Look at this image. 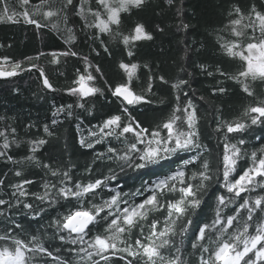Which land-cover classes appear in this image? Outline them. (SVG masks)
<instances>
[{"label":"snow or ice","instance_id":"snow-or-ice-1","mask_svg":"<svg viewBox=\"0 0 264 264\" xmlns=\"http://www.w3.org/2000/svg\"><path fill=\"white\" fill-rule=\"evenodd\" d=\"M165 2L173 6L176 0ZM2 3L0 21L19 23L22 19L34 25L41 38L42 30L48 29L62 40L64 50L27 56V66L8 55L0 56V79L35 70L43 88L55 92L49 70L32 61L43 56H49L48 63L54 66L62 63V57L63 62L68 57L82 61L83 66L75 69L63 89L65 95L76 99L52 105L51 125L60 123L61 117L78 120L81 114L76 109L91 115L87 107L91 98L106 95L100 81L120 104L87 135H79L83 149L107 142L105 151L95 153L94 163H103L109 174L101 172L93 178L95 168L86 165L87 180L74 178L72 168L62 161L55 166L43 162L37 154L47 150L50 139L37 135L24 140L17 128L7 123L0 129V161L13 166L9 173H0V223L4 225L0 228V264H264V140L251 152L246 151L245 140L251 126H264V98H258L249 84V79L264 84V6L236 0L225 9L228 24L224 31L233 38L222 37L218 46L224 55L242 63L234 73L222 67L215 72L233 81L251 100L234 119H225L222 108H215L210 127L204 129L188 80L179 77L170 82L145 63L147 81L137 92L133 81L139 79L141 65L115 60L114 48L123 45L121 51L131 58L137 55L133 51L136 42L153 40L145 23L130 22L133 15L150 7L149 0H21L22 9L15 11L6 6L7 0ZM157 7L162 9V5ZM156 27L163 31L158 24ZM81 34L90 42L89 54L76 50ZM100 49L115 63L119 82L109 83L103 66L106 61L91 56L101 57ZM200 67L209 77L214 76L207 65ZM157 79L170 84L167 99H152ZM211 92L213 97L223 96L228 88L217 80ZM206 99L199 96L200 101ZM154 103L163 106L151 109L161 117L146 126L132 107ZM43 132L46 137L54 135L48 123ZM212 136L215 146L205 142ZM22 145L27 152L16 159L12 150ZM173 158L177 162L174 170L146 181L134 193L113 186L118 180L113 164L121 172L155 170L153 166ZM54 159L49 157V161ZM26 166L44 172L42 191L30 190L35 182L24 174ZM9 174L18 179L9 180ZM32 200L39 205L34 206ZM65 207L68 211H59ZM14 210L22 211L44 231L24 229L13 219ZM154 211L161 215L153 216ZM45 219L47 224H40ZM186 241L192 250L187 256Z\"/></svg>","mask_w":264,"mask_h":264},{"label":"trees","instance_id":"trees-1","mask_svg":"<svg viewBox=\"0 0 264 264\" xmlns=\"http://www.w3.org/2000/svg\"><path fill=\"white\" fill-rule=\"evenodd\" d=\"M58 2V0H56ZM236 0H176L175 5L169 6L165 0H149L150 7L146 8L138 15H133L130 22L137 20L145 23L146 30L153 34V40H142L136 42L133 51L137 53L134 57H128L126 52H122L120 48H114L115 60L123 59L131 60L138 63L141 67L137 70L139 79L133 81L136 85V91L141 90V85L147 81L148 71L143 67L145 63L151 64L153 71L157 75H164L170 82H175L179 77H183L189 82L188 91L195 93L194 99L197 107L200 109L201 124L204 129L210 127L212 114L215 108H222L225 119H234L242 113L243 108L250 102L251 98L239 91L238 86L231 80H224L215 72L217 67H222L229 73H234L239 68L242 61L239 58H232L224 55L218 46V41L222 37L232 39L230 33L224 31L225 25L228 24V14L225 11ZM255 2L258 7L264 6V0H248L251 4ZM162 5V9L157 7ZM10 11L22 9L21 0H7L6 5ZM3 3L0 0V14L2 13ZM156 10L153 11L152 9ZM134 12L136 10H133ZM128 16L127 13H122ZM159 25L163 31H160L156 25ZM187 25V28L184 27ZM63 24L61 23V28ZM78 30V29H77ZM43 38L37 35L38 30L34 25H28L21 19L19 23H12L5 20L0 21V56L8 55L14 60L25 61L27 56H35L37 52H49L52 50L62 51L64 45L61 39L57 38L54 32L43 29ZM88 41L85 40L83 34L77 41L76 50L83 54H89L90 47ZM98 44V42H97ZM11 45V47H8ZM95 57V53L91 56L97 60L103 59L104 69L109 83L115 84L119 82V77L115 75L117 69L115 63L103 54ZM246 54V53H245ZM49 56H43L39 60H33L48 71L51 82L56 89L50 92L44 89L39 80V73L35 70L21 72L15 77L0 79V129L7 123L17 128V134L24 140L33 136H44L50 139L52 144L46 145L47 150L38 153L43 162H53L54 166L60 164L69 165L74 173V178L87 180L89 173L85 170L86 165H92L95 171L91 173L94 178L99 173L109 174L108 169L103 163H94L95 153L105 151L107 142L98 144L94 149H83L79 146L78 140L81 132L87 135V132L93 125L100 123L108 114L115 113L119 107L120 101L115 100L109 92L107 85L103 81L99 82V86L105 87L106 95L97 98H91L92 103L87 104L91 110L89 113L83 112L82 109H76L80 113L77 120L64 119L56 125H51L52 105L67 104L74 102L76 98L65 95V89L71 78L75 75V69L82 67V61L75 57L61 58L62 63L59 66L50 65ZM205 64L209 70L214 72L213 77H209L206 72L202 71L200 65ZM8 68V65H3ZM58 67V71H50V69ZM220 80L223 86L228 88V93L223 96L213 97L211 89L216 85V81ZM249 84L254 88L258 98H264V84L260 80L251 81ZM154 89L156 95L152 97L154 101L166 97V93H170V84H163L159 79L155 81ZM205 96V101H200L199 96ZM163 107L157 103L150 106L139 105L133 106V114L139 116L145 122V125L152 124L161 117V113L152 111V108ZM164 115H167L165 112ZM48 123L52 127L54 135L46 137L43 132V126ZM29 125L32 127L29 129ZM247 148L246 151L251 152L262 146L264 140V126H251L245 136ZM206 143L211 142L215 146L216 139L212 136ZM115 143V141H113ZM27 148L22 145L20 148H14L12 154L16 159H20L26 154ZM186 155V154H185ZM215 153H213V156ZM49 157L55 158L49 161ZM241 166H245V161L240 162ZM13 166L0 161V173H9ZM177 167L175 158L170 161L163 162V165L153 166V169L131 170L126 169L121 172L119 167L113 164V168L118 175V180L113 182V186L123 190L126 193H134L146 181L167 174L170 170ZM24 174L35 183L30 187L33 192L42 191L40 185L45 178L44 172L34 166L24 167ZM3 178V176H0ZM11 181H15L14 175L9 174L7 177ZM7 199V196H5ZM139 199V197H138ZM34 206L39 205V201L32 200ZM75 202H73L74 204ZM59 211L66 212L68 208H60ZM53 215L55 213H52ZM153 216H159L160 213L153 212ZM13 219L18 220L24 229L35 232H43L44 228L31 222L25 217L24 213L19 210L13 211ZM40 224H47V219L40 221ZM31 225V227H29ZM0 223V228H3ZM50 242V241H49ZM186 256L190 253L191 247L185 242ZM67 255V253H65ZM123 264V262H120Z\"/></svg>","mask_w":264,"mask_h":264},{"label":"rangeland","instance_id":"rangeland-1","mask_svg":"<svg viewBox=\"0 0 264 264\" xmlns=\"http://www.w3.org/2000/svg\"><path fill=\"white\" fill-rule=\"evenodd\" d=\"M257 55H259V54L257 53Z\"/></svg>","mask_w":264,"mask_h":264}]
</instances>
